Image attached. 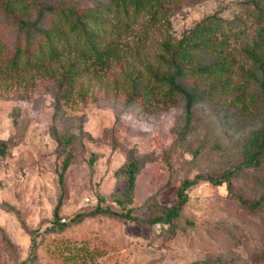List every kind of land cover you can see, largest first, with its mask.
<instances>
[{"label":"rangeland","instance_id":"rangeland-1","mask_svg":"<svg viewBox=\"0 0 264 264\" xmlns=\"http://www.w3.org/2000/svg\"><path fill=\"white\" fill-rule=\"evenodd\" d=\"M5 1L0 264H264V207L240 201H264V76L254 62L264 63V0H257L261 12L252 0H163L153 16L154 7L123 12L115 0H10V9ZM45 4L90 17L108 6L98 17L102 42L117 41L120 56L95 68L71 46L56 60L42 58L41 66L13 64L17 48L33 61L44 42L37 30L28 36L18 19L35 20ZM213 17L221 23L213 38L224 45L196 50L194 59L227 60L226 84L187 75L184 83L205 89L189 116L180 95L165 100L154 91L146 98L144 86L167 67L159 43L177 41ZM42 18L48 27L55 22L46 10ZM70 63L79 73L68 84ZM64 156L70 163L54 215ZM131 156L142 167L132 201L118 204L111 195L126 178L115 171ZM185 178L194 180L184 190L187 200L167 221L164 213ZM97 205L131 207L144 222L103 211L75 220Z\"/></svg>","mask_w":264,"mask_h":264},{"label":"trees","instance_id":"trees-1","mask_svg":"<svg viewBox=\"0 0 264 264\" xmlns=\"http://www.w3.org/2000/svg\"><path fill=\"white\" fill-rule=\"evenodd\" d=\"M159 1L163 0H115V8H120L123 12L133 9L138 10H151V16L155 15L156 7L159 5ZM6 9H10V0L5 1ZM253 8L258 9L261 12L262 8H259V3L257 0H252ZM24 5L21 7L23 8ZM44 10L50 12L55 17V22L50 27L46 26L44 19L42 18V13ZM106 9H99L95 11V16L90 17L85 13H77L76 9L72 6L56 7L49 4H45L39 9L38 16L33 21H28L18 19L19 26L30 36L36 30L42 35L44 42L37 48V55L30 60L29 56L25 55L22 57L20 48H17L13 56V64L19 65L22 60L23 63L29 66H41L42 58H49L56 60L58 59L64 51H68L71 46L80 50L79 56L82 57L84 62L93 65L95 68L106 67L113 59H117L120 56V45L117 41L112 40L108 43L103 44L102 37L105 30L99 25L100 21L98 19L100 14H103ZM44 15V14H43ZM221 23L219 20L214 21L210 19L206 22L197 23L192 29L191 33L188 35H183L177 41H172L171 39L165 38L159 43L162 53H160V59L167 63V67L164 71L154 72V82L150 87L144 86L142 93L146 98H149L152 92L160 97L165 98V100H171L176 95H180L184 98V109L186 116L191 113V108L194 103H196L204 94L205 89L200 88L197 84L187 85L184 83V78L187 75H198L203 79L217 78L226 84L225 79L227 78V60L224 58L216 57L212 61H196L194 59V53L196 50L201 52L213 51L217 48H221L223 41L215 40L213 38L214 32L220 30L219 26ZM252 57H255L254 50L250 52ZM259 69L264 76V63L256 57L254 59ZM79 72L77 71L76 65L70 63L65 71V82L71 84ZM264 82V79H263ZM56 140L58 142L67 141V138L60 137L56 135ZM6 143L0 140V153H4ZM251 155V154H250ZM68 156H64L62 159V164L60 171L58 172V181L61 185V191L58 196L57 202L54 206L53 213L57 214V209L62 203L64 195L63 186V175L66 167L69 165ZM142 167V162L136 157H129L124 163H122L115 172H121L125 175L126 183L121 189L120 193H113L111 195V200L123 204L131 202L133 199V192L135 186L136 176ZM208 181L213 183H219L217 177H206ZM194 180L185 178L179 188L177 189V202L169 207H167L164 218L170 220V218H175L179 215V209L187 200V195L185 193V188L193 183ZM244 204L250 206L262 205L264 207V201H249L240 199ZM99 211L113 213L119 216H123L127 219H133L138 222H144L143 219L131 214V207L126 211L118 212L110 208L96 206L93 210L89 212L76 213L75 220H80L83 216L91 213H96ZM156 220H161V218H156ZM33 230V229H32ZM36 245L35 240L32 238V248ZM194 263V262H193ZM191 263V264H193Z\"/></svg>","mask_w":264,"mask_h":264},{"label":"built area","instance_id":"built-area-1","mask_svg":"<svg viewBox=\"0 0 264 264\" xmlns=\"http://www.w3.org/2000/svg\"><path fill=\"white\" fill-rule=\"evenodd\" d=\"M61 220H62V221H65L66 219H65V217H62Z\"/></svg>","mask_w":264,"mask_h":264}]
</instances>
